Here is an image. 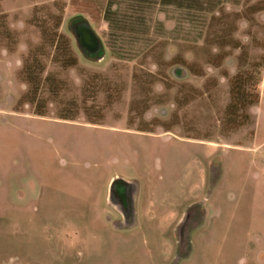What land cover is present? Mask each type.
Here are the masks:
<instances>
[{"label": "rangeland", "instance_id": "374dc122", "mask_svg": "<svg viewBox=\"0 0 264 264\" xmlns=\"http://www.w3.org/2000/svg\"><path fill=\"white\" fill-rule=\"evenodd\" d=\"M168 1L203 10L154 5L143 24L124 0H0V264H264V0ZM241 70L251 104L232 109ZM125 178L124 226L107 193Z\"/></svg>", "mask_w": 264, "mask_h": 264}, {"label": "trees", "instance_id": "16d2710c", "mask_svg": "<svg viewBox=\"0 0 264 264\" xmlns=\"http://www.w3.org/2000/svg\"><path fill=\"white\" fill-rule=\"evenodd\" d=\"M124 1H128L131 4H133L132 7H133L134 11L139 14V16H136L135 18L140 20V21H142L143 24L146 23L147 20H151V18L148 19V17L144 14V12L145 11L146 12H151L150 10H152L154 5H156V6L160 5V4L165 5L167 3H170L171 5H173V6L177 7V8H182V9H186V10L187 9L192 10V11L193 10H195V11L203 10V9H201V7L192 8V6H185L184 1H182L183 3H180L178 1H168V0H124ZM115 4H116V2H113V5H115ZM251 10L254 13H256V12H259L260 10H262V8L259 6V4H253V5H251ZM139 11H142V14H140ZM211 13H214V12L212 11ZM107 14H109V16L107 15L106 19L110 23L112 30L117 31V32L125 30L122 27H118L114 23L115 15H117V13H115V12L112 13V8L107 9ZM225 18H226V13L224 14V13L221 12L220 16L212 15L211 16V21L213 19H215V20H217L218 23H220V22L222 23V22H224ZM245 18H247L248 20H251V17H245ZM144 33H148V32H144ZM214 40H216V41L214 42ZM205 42L206 43L214 42V44H216V46H218L220 48L224 47L226 45L235 44L233 41H231V42L230 41H226V37L224 35H219L217 37V39H213L212 41H209L208 39H205ZM159 44L160 43L153 44V45L149 46L148 47V52H154L156 50L155 46H157ZM235 46L240 48L241 45H240V43H236ZM57 47H59V49L61 51L67 53L68 56L64 60V62L67 63V64H65V65H67V67L74 66L75 64H77V58L73 54L71 40L69 39V37L65 36L64 34H59L58 39H57ZM88 54L91 55V56H94L96 58H101L103 56V51L100 50L97 53H90L89 52ZM217 56H218V54H217ZM247 61H248V57L247 56L245 57V59H243L241 57L239 64H241V66H245L247 64ZM172 62L175 63V64H182V65L187 64L186 60L182 56H179V55L175 56L173 58ZM213 62L215 64H217V65L220 64L219 61H217V62L213 61ZM147 75L148 76L149 75L153 76V74H151V73H149ZM247 86H248V79L245 77V73H243V71L241 70L232 79V86H231L232 103L229 105V108H232V109L239 108L240 105L243 104V103L244 104H248V103L251 104L250 101H248V100H249V94L253 93V92L251 90H249ZM259 98H260V94L257 92L255 94V96H254V101L253 102L251 101V102L252 103L259 102ZM28 102L31 103V104L32 103L35 104L37 101H36V99L33 98V99L28 100ZM241 108L242 109L246 108V105H243ZM231 113H233V112H231ZM35 114L36 115H45L46 112L43 111V110H36ZM60 118H62V119H74L73 115H70L68 113H61ZM89 122L93 123V124H100V121H94V120H91V119H89ZM145 123L147 124V122H145ZM228 124L231 125V126L237 124V119L231 118L228 121ZM162 126L164 128H169V126H164L163 124H162ZM139 130L140 131L152 132V131H154V128L152 126H150V127L149 126H144V127H139Z\"/></svg>", "mask_w": 264, "mask_h": 264}, {"label": "crops", "instance_id": "0c3cea01", "mask_svg": "<svg viewBox=\"0 0 264 264\" xmlns=\"http://www.w3.org/2000/svg\"><path fill=\"white\" fill-rule=\"evenodd\" d=\"M112 179L109 181L108 186L111 184ZM125 179L126 180L124 182V185L127 187V190H125L124 194L126 193V194L131 195L133 209L135 207L138 208L137 199H138L139 195L137 194V192L140 189V187H138L137 185H133L132 182H130L129 178H125ZM107 198H108L109 204L112 205V206L114 205L118 209V211L120 212L119 213L120 218H121L120 223L124 224V226L128 225V224L125 223L126 216H125V213H124V210H125L124 198H121V195L117 196L116 198H114L113 195L110 194V192L107 193ZM152 208H153V206L152 207L149 206V208L147 209V210H149L148 213L152 212ZM134 211H135V209H134ZM153 211H155V210H153ZM139 212H140V210H139ZM151 220H152V218H151ZM133 221L134 220H132V222ZM144 221H146V220H144ZM143 225H144V223H143V220H142L141 221V226H143Z\"/></svg>", "mask_w": 264, "mask_h": 264}, {"label": "water", "instance_id": "95a60500", "mask_svg": "<svg viewBox=\"0 0 264 264\" xmlns=\"http://www.w3.org/2000/svg\"><path fill=\"white\" fill-rule=\"evenodd\" d=\"M78 37L83 47L90 53H97L99 49V40L97 34L89 27L78 29Z\"/></svg>", "mask_w": 264, "mask_h": 264}, {"label": "flooded vegetation", "instance_id": "af4514ba", "mask_svg": "<svg viewBox=\"0 0 264 264\" xmlns=\"http://www.w3.org/2000/svg\"><path fill=\"white\" fill-rule=\"evenodd\" d=\"M87 25H81L79 28L80 29H83V28H86ZM120 191H118V194H115L113 193V197L116 198L117 196H120L121 195V198H124V205H125V210H124V213H125V223L126 224H130V220L129 217H132L133 214H134V209H133V204H132V199H131V195L129 194H124L125 190H127V187L125 185H123L120 189ZM130 214V216H129Z\"/></svg>", "mask_w": 264, "mask_h": 264}]
</instances>
